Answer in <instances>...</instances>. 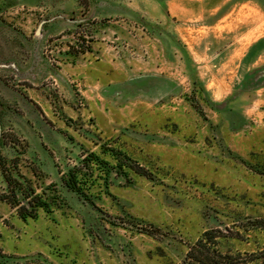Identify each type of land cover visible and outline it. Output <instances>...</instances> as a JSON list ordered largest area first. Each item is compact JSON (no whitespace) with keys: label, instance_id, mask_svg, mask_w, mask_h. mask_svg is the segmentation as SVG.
Instances as JSON below:
<instances>
[{"label":"rangeland","instance_id":"rangeland-1","mask_svg":"<svg viewBox=\"0 0 264 264\" xmlns=\"http://www.w3.org/2000/svg\"><path fill=\"white\" fill-rule=\"evenodd\" d=\"M198 240L264 249V0H0V264Z\"/></svg>","mask_w":264,"mask_h":264},{"label":"trees","instance_id":"trees-1","mask_svg":"<svg viewBox=\"0 0 264 264\" xmlns=\"http://www.w3.org/2000/svg\"><path fill=\"white\" fill-rule=\"evenodd\" d=\"M90 155L97 158L94 153H91ZM133 170L138 174H145L144 168L140 166H134ZM76 175V171H71L69 175V182L73 184L72 187H75L74 183L76 180ZM27 215H30V213ZM21 217L25 219L26 215H22ZM186 256L187 259L192 262V264H245L248 261H256V264H264V249L259 250L256 253H252L250 260H244L241 259L239 255L219 253L216 251L214 252L210 248H205V244L202 243V240H198L194 246H191L187 251Z\"/></svg>","mask_w":264,"mask_h":264}]
</instances>
